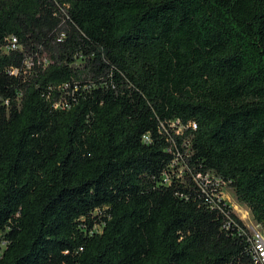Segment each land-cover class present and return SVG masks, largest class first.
Instances as JSON below:
<instances>
[{
	"label": "trees",
	"instance_id": "trees-1",
	"mask_svg": "<svg viewBox=\"0 0 264 264\" xmlns=\"http://www.w3.org/2000/svg\"><path fill=\"white\" fill-rule=\"evenodd\" d=\"M217 179L264 227V0H0V264H253Z\"/></svg>",
	"mask_w": 264,
	"mask_h": 264
},
{
	"label": "built area",
	"instance_id": "built-area-1",
	"mask_svg": "<svg viewBox=\"0 0 264 264\" xmlns=\"http://www.w3.org/2000/svg\"><path fill=\"white\" fill-rule=\"evenodd\" d=\"M20 48H21L20 44L17 42V40L14 36H9L6 40V42L1 46V50L4 53H8L11 50H16V49H20ZM10 72L16 73V69H12V70H10ZM54 106L55 107H64L65 102L63 100H59L55 103ZM144 138L147 139V136L145 135ZM177 159H178V155L174 158L173 162H176ZM217 181H218V183L221 182V184H225L224 182L220 181L219 179H217ZM221 184H220V198H222V196H221ZM222 199H224V198H222ZM244 226H245V228L243 230L242 229L241 230L246 235V240L249 244V251H250L252 263L253 264H264V227H262L260 224H257V223L255 226L246 227L245 224H244Z\"/></svg>",
	"mask_w": 264,
	"mask_h": 264
},
{
	"label": "rangeland",
	"instance_id": "rangeland-1",
	"mask_svg": "<svg viewBox=\"0 0 264 264\" xmlns=\"http://www.w3.org/2000/svg\"><path fill=\"white\" fill-rule=\"evenodd\" d=\"M221 196L231 206L232 210L243 221L246 227L256 225L248 208L244 204L236 201L233 191L228 185L221 184Z\"/></svg>",
	"mask_w": 264,
	"mask_h": 264
}]
</instances>
